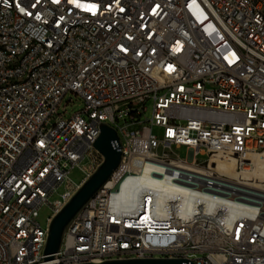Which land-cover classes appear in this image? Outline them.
<instances>
[{"label": "built area", "instance_id": "1", "mask_svg": "<svg viewBox=\"0 0 264 264\" xmlns=\"http://www.w3.org/2000/svg\"><path fill=\"white\" fill-rule=\"evenodd\" d=\"M102 123L122 161L54 264H264V0H0V264H43Z\"/></svg>", "mask_w": 264, "mask_h": 264}, {"label": "water", "instance_id": "2", "mask_svg": "<svg viewBox=\"0 0 264 264\" xmlns=\"http://www.w3.org/2000/svg\"><path fill=\"white\" fill-rule=\"evenodd\" d=\"M100 135L94 143L102 155L103 162L77 189L71 199L54 216L49 226L43 264H54L55 256L61 250L64 234L68 226L85 209L110 181L122 161V147L117 132L107 124L100 125ZM86 264H193L183 259H133L104 261Z\"/></svg>", "mask_w": 264, "mask_h": 264}, {"label": "rangeland", "instance_id": "3", "mask_svg": "<svg viewBox=\"0 0 264 264\" xmlns=\"http://www.w3.org/2000/svg\"><path fill=\"white\" fill-rule=\"evenodd\" d=\"M69 98H71V102H69L68 106L66 107L68 118H70L71 116H73L75 113L79 112L83 108V101L80 98H77V97L72 96V95H68L63 100V103L60 107V113H62L64 111V107L66 106ZM144 107L146 108V112L144 113V115L141 118V121H143V122L147 121V120H151L153 118L154 101H152V100L147 101L146 104L144 105ZM153 131H154L155 135H157V136L162 135V130H160V129L155 128ZM175 153L177 155H179L181 158H187V156H188L186 149L175 150ZM196 159L200 162H205L208 159V157L204 156V155H197ZM84 178H85V175L78 168L72 170L70 173V179L73 180L77 184H80L81 182H83ZM64 192H65V187L62 186L61 188H59L57 193L53 197H51L50 202L53 203L57 200H61V195ZM52 215H53L52 209L49 206H44L40 210V217L38 219L39 224L43 228H46L47 227V218L51 217Z\"/></svg>", "mask_w": 264, "mask_h": 264}, {"label": "bare ground", "instance_id": "4", "mask_svg": "<svg viewBox=\"0 0 264 264\" xmlns=\"http://www.w3.org/2000/svg\"><path fill=\"white\" fill-rule=\"evenodd\" d=\"M229 174L231 176H235V172L234 169L232 168L231 171L229 172ZM256 177L259 178L261 181H264V165L260 164L257 172H256ZM135 197V191L128 188V187H124L122 189V196H121V202L123 204H128L130 202H132L134 200Z\"/></svg>", "mask_w": 264, "mask_h": 264}]
</instances>
